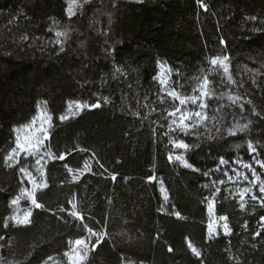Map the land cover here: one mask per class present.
<instances>
[{
    "label": "trees",
    "instance_id": "16d2710c",
    "mask_svg": "<svg viewBox=\"0 0 264 264\" xmlns=\"http://www.w3.org/2000/svg\"><path fill=\"white\" fill-rule=\"evenodd\" d=\"M202 2L207 9L198 0H76L69 12L72 0H0L4 264H70L77 239L92 245L82 264H264V0ZM217 56L229 57L235 83L209 63ZM205 75L207 119L188 133L170 131L180 112L169 113L185 106L168 93L199 96ZM77 104L83 109L70 115ZM199 104L187 103V112ZM40 109L51 120L49 138L36 153L8 159ZM237 123L247 130L229 135ZM85 162L91 171L74 180ZM238 164L251 170L237 176ZM39 167L48 185L35 192L43 207L30 209V224L12 222V201ZM245 186L252 191L241 208ZM211 200L229 233L209 235ZM73 203L83 220L70 215ZM85 224L107 235L97 242Z\"/></svg>",
    "mask_w": 264,
    "mask_h": 264
},
{
    "label": "snow or ice",
    "instance_id": "6c2138e0",
    "mask_svg": "<svg viewBox=\"0 0 264 264\" xmlns=\"http://www.w3.org/2000/svg\"><path fill=\"white\" fill-rule=\"evenodd\" d=\"M198 3H201L202 7L207 9V5L203 4L202 0H198ZM75 6H76V0H72V4H70V6H69V12H71L72 8L75 7ZM64 35H66V34L63 33V32H57V36L58 37L59 36H64ZM228 60H229L228 56H223V57L217 56V57H213L209 61V63L212 66L219 65L220 68H222L223 72L228 75V80L231 81L232 83H235V81L232 80V77L229 74V67H228V64L226 63ZM163 83H164V81H161V84H163ZM209 83H210V81L208 80L207 75H205L203 77V80H202L201 84H200V88H199L200 95L199 96L179 97L178 93H176L175 91H172V92L168 93V95L171 96L173 99H179V104L180 105L185 106V111H183V112H181L180 107H177L174 112L169 113V116H175L177 112H180L179 122L176 119H173L171 121V123L169 124L170 131L175 132V131L178 130V131H180L182 133H188L191 129L197 128L199 126V124L202 123V119H207L206 113L203 112V110L206 108V104L203 101V97L211 95V93L208 91ZM194 91H195V89H194ZM229 99H233V97L230 96ZM235 99L238 100L239 97H236ZM197 100H200V104L198 106L200 108V111L187 112V110H186L187 103L195 104L197 102ZM249 103H250V101H249ZM76 107H77V109L82 110L84 106L81 105V104H77ZM91 107H99V105H95L94 104V105H91ZM240 107L242 108L243 104H241ZM60 119L64 120V119H67V117L66 116H62V117H60ZM213 119H215V117H213ZM248 123L250 124L251 121H249ZM173 125H176V128H173L172 127ZM247 128H248V124H239V123H237V124H234L233 127L228 128L227 131H228L229 135H235L237 132H240V133L245 132L247 130ZM172 143L178 149L188 150L189 147H190L183 140H178V141L174 140V141H172ZM37 148H38V143L35 144V145H32V149H37ZM249 148H251L253 152L256 151V149L254 147H252L251 144H249ZM17 149L24 150L26 155H32L33 154L32 151H30L29 149L24 148V146L20 143V141L17 140V148L12 150V153L9 154L8 159H12L13 158V155L17 152ZM59 159L63 160V159H65V157L64 156H60ZM168 159L170 161L175 159V160L181 162L182 164H184L185 167H191V165H189L187 163V161L184 159L183 155L173 156L172 154H169ZM219 162H220V164L227 163L226 161L223 160V158H221ZM36 163L39 165L40 161L37 160ZM262 166H264V164H262ZM65 167H67V165H65ZM101 167H102V165H101ZM248 167H251V165H248ZM84 170L91 171V168L87 165L86 162H85L84 169L83 170H77L79 172V175H74L73 179L74 180H79L80 175L83 174ZM20 171L24 172L25 170L23 168H21ZM37 171L41 172V177L43 179V173H42L41 169L38 168ZM68 171L72 172L73 170L71 168H68ZM205 175H209V173H205ZM111 178L113 180H115L116 176L113 175ZM29 179L32 182V191L28 192V196L31 199V203L36 208H42L43 205L38 203L36 198H35V192L38 189L46 188L48 185H47V183H42V184L37 183L36 180L34 178H32L31 176H29ZM150 179H155V177H150ZM229 179H231V177H229ZM257 179H259V177H257ZM161 183H162V181H161ZM220 183H223V181H220ZM25 191L27 192L28 190H25ZM216 191L218 192L219 188H217ZM238 191H240V200H241L240 207L243 208V207H245V204L243 203L244 196H245V194L251 192L252 189L251 188H247V189H243L242 191L241 190H238ZM259 191L261 193H264V181L261 182V186L259 188ZM251 199L256 200L257 196L255 194H253L251 196ZM18 202H19V198L14 199L12 201V203L14 205L18 204ZM70 203H71V201H70ZM260 204L264 205V199H260ZM72 207H73V210L70 212V215L73 218L83 220L84 217L78 210H76V204L75 203H73ZM211 207H212V205L209 204V209H211ZM61 211H64V209H61ZM175 215L179 217L180 213L176 212ZM30 216H31V211L27 212L24 215L23 219H20L19 217H12V219H14L16 221V223H18V224L27 225V224L31 223ZM221 219L224 220V221H227V217H221ZM261 219H264V217H262ZM5 227H7V224H5ZM223 227H224L225 234L230 232V229H229L227 223H225L223 225ZM84 228H86L87 231L90 234L98 236V241L97 242H99L100 238H102L103 236L107 235L106 232H101L99 234L94 233L92 231V229L87 227L86 224L84 225ZM209 228L211 229V225H209ZM257 235H259V233H257ZM0 239H3V237H0ZM74 243H75V245L80 246V248H82L84 250L85 255H79V249H77V255L73 259V264H82V262L85 261L86 258H87L86 253L89 250L88 243L86 242L85 239H77ZM188 246L192 249L193 253L196 256H200L201 255L200 251L194 245H192L191 241L188 242ZM0 264H4L2 258H0ZM8 264H18V262L9 261Z\"/></svg>",
    "mask_w": 264,
    "mask_h": 264
},
{
    "label": "rangeland",
    "instance_id": "374dc122",
    "mask_svg": "<svg viewBox=\"0 0 264 264\" xmlns=\"http://www.w3.org/2000/svg\"><path fill=\"white\" fill-rule=\"evenodd\" d=\"M163 72L164 71L162 70V73ZM78 111H80V110L77 109V107L75 105L70 110V115H72V114L74 115L75 113H78ZM50 122H51V120H50L48 113L44 109H40L36 118L29 125H27L26 127H23L20 130V132L18 133V139L17 140L20 141V143L24 146V148L29 149L33 153H36L38 151V149L40 148V145L43 143V141L49 138L48 130L50 127ZM37 143H38V148L32 149V145H35ZM21 152H25V151L21 150V149H17L16 154H19ZM238 166L240 168L234 169V173L237 176H244V172L246 169H247V171L251 170V167H248L247 165L242 166L241 164H238ZM39 169H41V168L39 167ZM41 171H42V169H41ZM42 173H43V171H42ZM29 176L34 178L37 183H39V184L43 183V179L41 177V172H38L37 175H35V176L27 175L29 185L27 186V188L25 190H28V191L26 192L24 190L22 192V194L20 195V197H18L19 202H18V204L14 205V212L10 218L12 222L16 223V221L14 219H12V217H19L20 219H23L24 215L27 212H29L30 209L34 206L31 203V199L28 196V192L32 191V182L29 179ZM252 179H253L252 184L253 185L256 184L257 183V177L253 176ZM247 188L248 187L245 186V187L241 188L240 190L242 191L243 189H247ZM209 204L212 205L211 209H209ZM208 215H209V223H208L209 235L214 236L219 231H222L225 233L223 225L225 223H227V225H228V222L222 220L221 219L222 216H218L216 214L214 202L212 200L209 201V203H208ZM209 225H211V229L209 228ZM228 227H229V225H228ZM85 240L88 243V248H89V250L86 253V256H87L88 253L90 252V250L92 249V245L89 243V241L87 239H85ZM77 249H79V255H85L84 250L82 248H80V246L75 245V243L73 242L71 244L69 251L66 253V260L70 264H73V259L77 255ZM59 262L60 261H58L56 259H49L45 264H59Z\"/></svg>",
    "mask_w": 264,
    "mask_h": 264
}]
</instances>
